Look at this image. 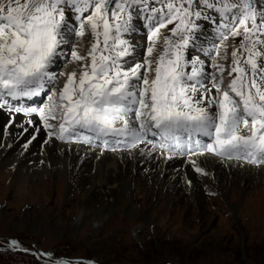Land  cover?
Listing matches in <instances>:
<instances>
[{
  "label": "snow or ice",
  "instance_id": "1",
  "mask_svg": "<svg viewBox=\"0 0 264 264\" xmlns=\"http://www.w3.org/2000/svg\"><path fill=\"white\" fill-rule=\"evenodd\" d=\"M141 18L149 41L142 60L131 39ZM201 20L220 40L207 52L197 43ZM73 34H90L89 46L72 45ZM237 37L231 63L206 71L202 56L227 60V41ZM5 111L0 135L20 129L25 150L44 133L45 144L187 156L201 175L198 158L208 155L264 169V0H0Z\"/></svg>",
  "mask_w": 264,
  "mask_h": 264
},
{
  "label": "rangeland",
  "instance_id": "2",
  "mask_svg": "<svg viewBox=\"0 0 264 264\" xmlns=\"http://www.w3.org/2000/svg\"><path fill=\"white\" fill-rule=\"evenodd\" d=\"M136 26L134 40L140 42L142 48L136 52L143 58L147 54L142 53L143 46L148 47L149 41L145 42L144 35L138 34L145 30L139 20ZM210 31L211 37L214 31ZM163 35L169 33L164 31ZM91 39L90 34L83 38L74 34L71 37L72 45L79 43L84 49ZM240 39L227 41V60L217 61L213 52L211 64L218 62L227 67L231 63L232 45L239 44ZM200 41L205 40L201 38L197 43ZM157 44V52L163 51L162 38ZM224 55L222 48L221 57ZM6 151V146L0 143V173L5 175L0 179V264H56L58 259L70 264H264V192L256 198V193L249 199L246 195L251 185L263 187L264 172L254 176L250 173L251 183L244 185L246 190L232 194L228 189L230 185L219 187L223 177H215L214 183L211 177L214 175L206 169L207 174L196 182L200 187L198 195H192L194 190L182 182L176 187V193L181 196L176 199L172 195L168 202L161 196L141 206V199L134 198L136 191L125 197L138 212L145 209L148 217L145 221L139 214L122 210L124 204L121 203L98 228L88 219L72 228L70 224L80 212L77 206L81 208L79 203L83 196L76 185L69 193L66 189L61 191V199H57L59 177H53L49 171L30 180L16 178L20 177L15 173L17 168L29 171L36 166L39 168L41 163L44 165L43 161H19L14 153V156L6 155ZM212 157L223 163L243 162ZM234 169L239 171L241 167L234 165ZM205 178L211 185L201 183ZM75 181L85 190L89 189L88 184L82 186L81 181ZM158 184L152 187L156 192H169L167 187ZM133 198L137 202L135 206ZM13 239L18 247L10 246Z\"/></svg>",
  "mask_w": 264,
  "mask_h": 264
},
{
  "label": "bare ground",
  "instance_id": "3",
  "mask_svg": "<svg viewBox=\"0 0 264 264\" xmlns=\"http://www.w3.org/2000/svg\"><path fill=\"white\" fill-rule=\"evenodd\" d=\"M139 22L143 24L145 30L138 32V34L142 33L144 35V41L148 42V22L143 20V18H141ZM199 23L203 29L200 39L203 38L205 40L204 42L202 41L203 50L205 51L204 48H206L208 45H212L213 41H216L217 39L216 26L211 24V22L209 24L207 21H205V23ZM210 30L214 31L211 37ZM134 37L131 39L134 40ZM134 42L137 51L138 48H141V44L135 40ZM146 50L147 47L143 46L142 53L145 54ZM137 54L139 53L137 52ZM197 54H200L199 48L192 53L193 58ZM140 59L142 60L143 58L140 57ZM62 66L66 67L68 70H71L70 66L63 62H57L55 67L60 71ZM41 99H44L46 102V98L42 97ZM39 101L41 102L40 99H38V103ZM41 106L43 105L41 104ZM8 118V115L0 112V128L7 123ZM23 119L26 118L22 116L20 118L21 122ZM11 131L12 135H0V143L5 145L7 148V151L5 152L6 155H13L14 153V155L18 157H16V159L19 161L20 159H32L33 161L40 160L45 163L44 165L41 163L42 165L40 164L39 168L37 166L35 169L28 168L29 171H21L20 168H17L15 173L18 172L20 177L16 176V178L30 180L38 178L39 176L41 177V175L49 171L50 175L53 177H59L57 180L58 184L56 185V192L58 196L57 199H61V191L66 189L69 193L75 185L79 192H81V195H83L79 203L81 208L77 206L80 212H78L75 220H73L72 223L70 222L72 228L77 227L82 221H85V219H88L90 222H92L94 227L98 228L102 220H104L107 215H110L109 213L117 208L121 203L124 204L122 206V210H125L127 213L131 214H139L142 216L143 220L147 219L148 217L145 209L138 212L132 207V205H129V202L125 200L129 194H134L133 191H136V196L134 198L137 200L141 199V206H144L143 204L147 203L148 200L152 198H159L161 196L166 198L164 201L166 200L168 202V200L171 198L170 196L172 195H175L174 198L176 199L181 196L180 193H176L178 192L176 187H180L182 182H186L185 184L194 190L192 195H198L200 187L196 184V182L204 177V175L194 171L191 164L188 163V160L183 164L180 163L181 159L177 157L173 158L172 160L165 161L159 151H157L154 155L149 156L146 151L144 154H140L136 151H103L102 149L87 147L81 144H73L70 142L65 143L60 140H53L50 143L45 144L44 140L47 137L44 133H41L37 140H35L28 147V149L25 150L24 143L26 142L27 137L21 138L19 135H17V133L20 131L18 128H13ZM38 146H40L41 149ZM198 159V163H200V166L204 168V170L207 169L212 172L214 176L211 177H214V183L216 180L215 177H223L224 180L221 182L219 187L221 186L220 188H224L230 185V188L228 189L232 194H236L237 190H246L244 185L251 183V174L254 176L264 172V169L261 167H253L243 162L234 161L223 163L211 155H208L207 157L202 156ZM177 165H181V167L176 170L175 167ZM234 165L240 166L241 170L236 171L234 169ZM76 171L80 174L76 173ZM10 175L11 174H8V176ZM2 176L5 177V175L1 174L0 179H2ZM206 178L202 180L201 183L211 185V182H208ZM75 180H77L79 183L81 181L82 186L88 184L89 189L85 190L84 188L80 187ZM189 180H191V184L188 183ZM157 183H159L158 185L162 187H167L170 193H164L166 194L164 195L162 191L156 192L152 187H154ZM216 184L218 185L219 183L216 182ZM46 185L50 186L48 184ZM45 188L43 187V189ZM44 191L48 193L47 190ZM248 191L249 193L246 194L247 199H249L250 196L255 193L256 198L258 194L261 193V191L264 192V185L263 187L251 185ZM72 198L73 197H71V199ZM134 198L132 200L133 205L137 204ZM163 205L164 203L161 206L163 207ZM96 206H98V209Z\"/></svg>",
  "mask_w": 264,
  "mask_h": 264
}]
</instances>
